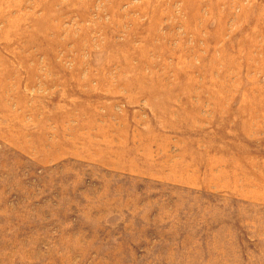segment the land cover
I'll list each match as a JSON object with an SVG mask.
<instances>
[{
  "label": "rangeland",
  "instance_id": "1",
  "mask_svg": "<svg viewBox=\"0 0 264 264\" xmlns=\"http://www.w3.org/2000/svg\"><path fill=\"white\" fill-rule=\"evenodd\" d=\"M0 264H264V0H0Z\"/></svg>",
  "mask_w": 264,
  "mask_h": 264
}]
</instances>
